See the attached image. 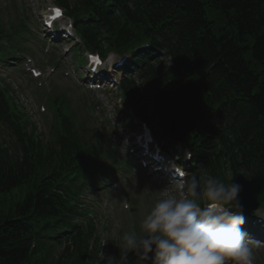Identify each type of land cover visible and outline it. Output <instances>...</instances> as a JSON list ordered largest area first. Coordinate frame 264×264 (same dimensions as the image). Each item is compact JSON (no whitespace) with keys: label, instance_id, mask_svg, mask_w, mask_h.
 <instances>
[{"label":"trees","instance_id":"16d2710c","mask_svg":"<svg viewBox=\"0 0 264 264\" xmlns=\"http://www.w3.org/2000/svg\"><path fill=\"white\" fill-rule=\"evenodd\" d=\"M55 2L67 9L84 49L131 55L136 65L130 68L142 73L151 102L140 101L130 77L119 88L125 106L159 130L177 112L174 88L203 74L196 128L185 145L206 175L226 181L254 164L264 175V0ZM2 31L0 23V40ZM4 46L0 56L6 57ZM160 52L169 65L160 63ZM54 101L52 142L43 145L0 87V126L18 144L16 156L0 150V264H47L61 239L66 253L71 245L79 255L73 264L84 263L82 255L90 252L91 226L76 221L84 215L78 197L94 145L76 132L66 106ZM96 170L93 165L90 175ZM13 190L20 195L4 206L2 196ZM259 200L264 207V191Z\"/></svg>","mask_w":264,"mask_h":264},{"label":"rangeland","instance_id":"374dc122","mask_svg":"<svg viewBox=\"0 0 264 264\" xmlns=\"http://www.w3.org/2000/svg\"><path fill=\"white\" fill-rule=\"evenodd\" d=\"M51 6H55L53 0H0V23L6 35L3 41L8 48L17 46L24 51L7 63L0 62V83L11 90L17 105L30 121V128L35 127L36 137L43 144L52 142V111L57 105L52 101L57 98L66 106L79 134L102 138L93 147V158L100 146L112 148L115 145L127 158L131 168L128 171H124L118 163L105 159L97 161L96 175L102 181L100 183L98 179H90L89 185H93L81 197L90 215L94 216L95 232V240L88 242L90 252L86 256L82 255L84 263L81 264H107L113 252H119L118 246L122 244L123 234L129 231L140 234L142 219L161 198L162 193L168 191L179 195L182 182L174 187L168 186L159 177L148 175V170L135 165L129 152L132 145L128 132L139 131L138 120H132V128L128 126L130 117L128 113L126 116L120 106L115 86H100L98 91L88 89L84 65L89 52L81 51L78 42L75 46L70 38L61 37L54 42L45 37L40 21ZM67 23V18L60 22L61 25ZM75 50L84 58V63L78 62ZM27 66L33 67L40 76H31L26 71ZM136 80L143 88L141 79ZM0 145L12 153L16 151L12 138L1 127ZM201 171V168L198 169L199 176ZM116 172L123 173L116 177ZM104 181L106 185H102ZM16 196L17 192L12 191L2 199L5 203L14 200ZM257 239L248 240V243L254 252V264H264V241ZM95 246L98 248L97 254L93 251ZM71 251L69 248L66 253L63 246L54 245L46 263L61 261L62 264H70L75 257H79L78 253Z\"/></svg>","mask_w":264,"mask_h":264},{"label":"clouds","instance_id":"9594fccd","mask_svg":"<svg viewBox=\"0 0 264 264\" xmlns=\"http://www.w3.org/2000/svg\"><path fill=\"white\" fill-rule=\"evenodd\" d=\"M241 191L232 175L227 182L197 172L182 178L179 195L163 192L142 219L140 234L125 232L119 255L107 264H254L242 228Z\"/></svg>","mask_w":264,"mask_h":264},{"label":"water","instance_id":"95a60500","mask_svg":"<svg viewBox=\"0 0 264 264\" xmlns=\"http://www.w3.org/2000/svg\"><path fill=\"white\" fill-rule=\"evenodd\" d=\"M203 77L200 76L187 84H182L174 90L178 101V115L166 122L167 134L174 140L182 141L195 126V113L198 100L203 95ZM247 179L241 173L233 175V182L242 185L239 199L243 209L253 211L259 207L258 197L263 191L264 177L256 168Z\"/></svg>","mask_w":264,"mask_h":264}]
</instances>
